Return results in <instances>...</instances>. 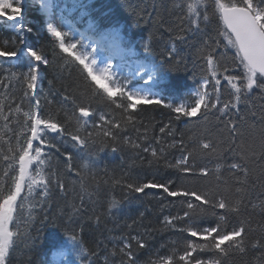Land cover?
Segmentation results:
<instances>
[{
  "label": "trees",
  "instance_id": "obj_1",
  "mask_svg": "<svg viewBox=\"0 0 264 264\" xmlns=\"http://www.w3.org/2000/svg\"><path fill=\"white\" fill-rule=\"evenodd\" d=\"M189 2L194 0H65V4L73 8V11L64 19L63 15L66 14L62 8L64 3H59L53 20L63 31L72 34V40H81L84 44L88 42L85 37L78 35L75 27L88 20L93 22L99 31L115 28L123 32L131 46L149 59L155 69L157 65H162L157 71L160 87L165 89V95L170 102H176L189 90L197 89L202 76L206 75L205 60L201 56L205 41L209 43L220 41L216 52L220 53L217 61L221 71L224 67L230 72L240 71L233 60L234 49H225L226 41L219 35L223 25L213 9L212 0H207L209 19L206 23H201L202 33L197 35L186 31L183 34L187 36V40L176 42L182 63L174 67L166 62L164 54L167 46L174 41L176 35L181 34L182 27L184 29L189 27L188 21L183 18L187 12L186 4ZM177 4L181 7L178 8ZM81 11L85 12L82 22L78 20ZM23 20L33 28L32 33L27 36L28 43L50 60L47 71L41 70V76L45 77L43 94L37 97L41 101L43 114L46 117L54 116L62 122L68 121L69 126H74L75 119L71 118L72 105L62 99L63 96H70L77 104L91 105L94 111L109 112L122 121L121 111L107 106L106 96L102 90L98 92L86 79L82 67L58 51L55 38L47 33L45 15L38 0H23ZM10 24L11 21L0 16V47H12L9 41L15 42L16 34L9 27ZM145 44L150 46L149 52L143 50ZM18 63L0 64V79L7 77L11 80V84L0 85V104L4 105L5 113L10 106L20 102L21 85L10 74L24 71L23 68L15 66ZM125 78L131 79L128 87L134 89L135 81L131 77L123 73L116 75L117 81L122 82ZM50 88L53 94H49ZM230 92L227 81L222 80L220 86L222 101L231 98ZM49 100L52 103H48ZM134 102L138 108L132 112L136 114L135 128L139 131H135L130 125L124 134L130 136L133 142L140 144L139 149L126 145L117 152L105 148L102 151L93 149L90 154L80 153L67 142L68 138L64 137L56 139L59 152L55 149L45 150L46 157H42L44 164L39 174L52 177L50 194L47 197H39L37 188L23 203L17 201V212L10 228L17 232L18 238L14 237L8 264H47L50 254L62 249L68 251V260L72 264H99L98 257L91 255L93 251L101 256L111 253L113 242L122 235H136L145 233L146 230L148 247L136 251L137 264H148L150 259H156L157 254L167 256L173 253L174 264H178V256L183 253L186 243L196 238L179 231L181 227L188 226L184 222H174L175 227H164L162 221L165 216L178 214L183 216L181 198H169L154 189H147L146 194H132L123 187V184L125 181L141 183L149 180L167 183L169 177L174 179L179 175L175 168L165 167L162 161L158 164L149 163L155 161V158L150 152L142 151L148 144L158 150L163 148L164 156L175 164L180 158V145L171 147L172 142L183 140L184 145L191 149L200 139L223 142L225 150L219 161L214 156H204L198 152L194 153L195 159L189 157V162L197 167L206 166L209 169V176L188 177L184 181L187 187L199 191L212 189L223 192L230 198H236L234 190L238 185L234 184L233 176L226 170L227 164L239 159L237 152L228 148L232 140H235V145L243 144L250 169L249 181L257 182L249 193L250 202L247 203V207L242 209L239 216L230 214L226 218L225 226L229 230L239 221H245L246 226L250 227L244 244L245 251L230 250L226 257L221 258V264H264V253L251 247V243L256 239L264 238V196L260 195L264 193V180L261 179L264 177V160L260 158L264 133V98L257 92L241 103L239 113L230 114L231 119L238 124V134H232L229 131L230 126L225 127L228 116L218 118L215 110L209 113L206 119L201 118L202 112L196 118L182 117L176 120L175 114L167 108L155 104L145 105L141 101ZM29 106L28 100L21 105L24 110H28ZM165 124L173 129L171 136L159 133V128ZM10 127L16 128L17 125L12 123ZM89 128L91 129V122ZM154 137H160L159 144L154 142ZM10 146L13 151H9ZM16 150L15 137L4 128V121L0 119V177L5 170L11 175L9 165L15 167L16 162L12 157ZM66 151L73 154L72 168L80 170L79 176L75 172L67 171L64 155ZM5 156L9 159L5 160ZM92 161L95 163L92 164ZM217 163L224 166L217 170ZM86 164L89 167L85 168ZM33 167L35 168V164ZM57 178L64 183V191H60L56 186ZM117 180L120 181L119 185L116 183ZM79 196L84 199V210L75 215L72 209L73 206H80ZM113 202H116L115 206H112ZM141 212L144 213L143 217L139 215ZM61 213L64 214L63 217L53 223V219L60 217ZM68 215L74 216L75 223L71 225L72 227L79 225L83 228L81 245L83 254L71 251V246L64 235L65 229L61 225L68 223ZM133 220L136 223L132 228L125 227L126 224H132ZM216 220L217 217L206 216L201 217L199 223L212 226ZM201 255L204 258H215L214 251H206ZM110 264H120L119 256L110 257Z\"/></svg>",
  "mask_w": 264,
  "mask_h": 264
},
{
  "label": "snow or ice",
  "instance_id": "obj_2",
  "mask_svg": "<svg viewBox=\"0 0 264 264\" xmlns=\"http://www.w3.org/2000/svg\"><path fill=\"white\" fill-rule=\"evenodd\" d=\"M40 3L44 11L51 13L53 5L48 0H40ZM176 6L181 7L179 4ZM212 6L223 25L219 35L226 41L224 47L225 49H234L233 60L236 68H239L240 71L238 73L230 72L227 67L221 71V66L217 61L220 53L216 52L220 41L215 40L211 43L205 41L201 56L205 60L206 75L202 76L197 89L189 90L176 102H170L167 99L165 89L159 86L156 79V71H159L162 65H157L156 71L145 69L143 73L139 74L141 80L147 76V80L144 81L146 84H150L147 90L129 88L130 78H125L122 82L117 81V74L112 70L113 65L106 61L98 62L97 46L100 44L99 41H97V46H91L82 43L81 40H72V34L63 31L50 18L46 30L51 37L55 38L58 51L66 54L76 62L77 66L82 67L86 79L97 88L98 92L102 90L103 95L106 96L108 107H114L123 114L121 121L109 112L94 111L91 105L77 104L72 97L63 96V101L72 105L71 118L75 119V125L69 126L68 121L62 122L54 116L46 117L42 112L41 101L37 98L43 94L45 77L41 76V70L47 71L50 67V60L27 41V36L32 33L33 28L23 20V0H15V2L14 0H0V16L6 15L8 21L14 22L9 27L16 34L15 42L9 41L12 43V47H0V58H3L0 59V64L19 62L15 66L24 69V71L10 73L21 85L20 102L10 106L7 113L4 111V105L0 104V119L4 121V128L15 137L17 145L15 155L12 157L16 162L15 167L9 165L12 170L11 175L9 171L5 170L3 176L0 177V264H8L14 237L18 238L17 232L10 228L17 212V201L23 203L25 199L33 195L37 188H39V197H47L50 194L52 177L39 174V170L44 164L42 157H46L45 150L60 151L56 143L57 138L67 137V142L74 149H78L80 153L90 154L93 149L102 151L105 148L117 152L126 145L139 149L141 145L133 142L130 136L124 134L130 125L135 131H139L135 128L136 114L132 112L138 108L134 101L167 108L175 114L176 120H180L182 117L196 118L202 112L201 118L206 119L208 114L215 110L218 113V118L228 116L225 127L229 128L230 126L229 131L232 134H238V124L231 119L230 114L239 113L241 103L257 92L264 98V0H212ZM186 9L187 12L183 18L188 21L189 27L180 29L181 34L175 36L174 41L167 46V51L164 54L166 62L174 67L182 63L176 42L187 40V36L183 34L186 31L197 35L201 34L203 31L201 23H206L209 19L207 0L189 2L186 4ZM66 38H68V42H66ZM143 50L149 52L150 46L145 44ZM222 80L227 81V86L231 89V98L226 101H222L220 95ZM7 84H11V80H8L7 77L0 79V85ZM153 87L159 90L154 91ZM49 94H53L51 88ZM169 95H171L170 92ZM25 100H28L30 105L28 110L21 107ZM47 102L52 103L51 100ZM90 122L91 129L89 128ZM12 123H15L17 127H10ZM18 129L19 134H17ZM159 133L171 136L173 129L170 125L165 124L159 128ZM144 139H147L146 135ZM153 140L156 144L160 143V137H154ZM177 144L180 145V158L175 164L167 160L163 148L158 150L148 144L142 149L145 153L150 152L151 156L155 158V161H149V163L158 164L162 161L165 167L175 168L179 175H176L174 179L169 177L167 183L155 180L141 183L125 181L123 187L132 194H146L147 189H154L166 194L169 198H181L183 216L179 214L165 216L162 221L164 227H175L174 222H184L188 226L181 227L179 231L186 232L189 237L196 238L186 243L183 253L178 256V264H221V258L226 257L230 250L245 251L244 244L250 227L246 226L245 221H239L229 230L225 224L226 218L230 214L239 216L242 209L247 207V203L250 202L249 193L257 184L256 181H249L248 157L244 154L243 144L235 145V140H232L228 148L237 152L239 159L226 165V170L234 178V184L238 185L234 190L236 198H230L220 191L212 189L199 191L187 187L184 183L188 177L206 178L209 176V169L206 166L197 167L194 163L189 162V157L195 159L194 153L198 152L204 156H214L219 161L225 150L223 142L200 139L189 149L184 145L183 140H174L171 147H176ZM9 151H13L11 146ZM64 155L67 171L75 172L79 176L80 170L72 168L73 154L66 151ZM260 158L264 160V133H262ZM4 159L7 160L9 157L5 156ZM94 163L95 161H92V164ZM221 166L224 165L217 163V170ZM84 167L87 168L89 165L86 164ZM261 179L264 180V177ZM116 183L119 185L120 181L117 180ZM56 186L60 191L65 190V185L59 178L56 179ZM260 195L264 196V193H260ZM78 199L80 206H73L72 209L75 215H79L84 210L83 197L79 196ZM115 203L113 202L112 206H115ZM63 215L61 213L60 217L54 218L53 223ZM139 215L143 217L144 213L141 212ZM206 216L217 217V220L212 226L201 225L199 223L201 217ZM67 219L68 223L62 224L61 227L65 229L64 235L71 246L70 250L83 254L81 247L83 228L79 225L71 226L75 223L73 215H68ZM135 223L136 221L133 220L132 224H126L125 227L132 228ZM147 235V230L145 233L136 235H122L113 242L114 247L111 253L101 256L93 251L91 255L98 257L99 264H110V257L116 256H119L120 264H137L135 253L137 250L148 247ZM251 247L264 253V238L256 239L251 243ZM206 251H214L215 258H204L201 253ZM59 255L65 256L66 253L60 251ZM174 256L175 253L167 256L157 254L156 259H150L148 264H174Z\"/></svg>",
  "mask_w": 264,
  "mask_h": 264
},
{
  "label": "rangeland",
  "instance_id": "obj_3",
  "mask_svg": "<svg viewBox=\"0 0 264 264\" xmlns=\"http://www.w3.org/2000/svg\"><path fill=\"white\" fill-rule=\"evenodd\" d=\"M66 14H64L63 16H64V19L66 18V16L69 14V13H71L72 11H73V8H67L66 9ZM61 15H62V13H60ZM84 14H85V12L84 11H81L80 12V16H79V18H78V20L79 21H81L82 22V18L84 17ZM1 17H3V18H5V17H7L6 15L5 16H1ZM87 23H89L88 25H86V27H84V26H82V25H76V30L78 31V34L81 36V35H85L86 36V39H88L89 40V44L91 45V46H96L95 44H94V41H93V39H91L90 38V36H91V31H97V28H96V26H95V24L93 23V22H91V21H87ZM87 28H89L90 30L89 31H86V29ZM98 60L100 61V60H102V57H100V56H98ZM160 84V83H159ZM150 86V85H149ZM142 89H143V87H141ZM141 88H137V89H141ZM154 88V87H153ZM158 89V88H157ZM155 90V89H154Z\"/></svg>",
  "mask_w": 264,
  "mask_h": 264
}]
</instances>
